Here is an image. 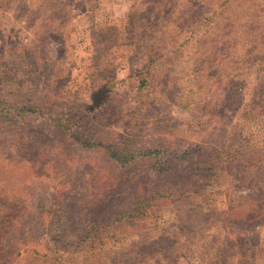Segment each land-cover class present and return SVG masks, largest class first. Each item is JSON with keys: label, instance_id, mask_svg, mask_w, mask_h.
Returning a JSON list of instances; mask_svg holds the SVG:
<instances>
[{"label": "rangeland", "instance_id": "374dc122", "mask_svg": "<svg viewBox=\"0 0 264 264\" xmlns=\"http://www.w3.org/2000/svg\"><path fill=\"white\" fill-rule=\"evenodd\" d=\"M105 26L115 28L108 45L97 30ZM157 36L173 61L156 62L149 101L136 115L137 71ZM92 63L103 70L92 74ZM0 71V94H16L6 102L59 99L63 125L78 114L80 128L110 140L135 135L156 148L166 140L213 158L245 140L251 158L264 147V0H0ZM106 76L116 80L109 101L91 112V83L97 93ZM181 88L191 89L187 107L175 103ZM41 109L0 123V264H170L177 223L195 231L209 217L233 235L255 228L252 261L264 264V184L237 190L235 170L218 167L219 183L175 186L191 170L183 164L172 175L139 169L123 180L100 154L62 144L49 127L59 111ZM137 181L162 198L128 218ZM244 211L258 216L245 222ZM188 237L175 235V251L203 254ZM180 263L190 264L183 256Z\"/></svg>", "mask_w": 264, "mask_h": 264}, {"label": "trees", "instance_id": "16d2710c", "mask_svg": "<svg viewBox=\"0 0 264 264\" xmlns=\"http://www.w3.org/2000/svg\"><path fill=\"white\" fill-rule=\"evenodd\" d=\"M72 18L73 16H70L66 19L65 24L67 25L69 20ZM88 29L89 31L94 32L91 25ZM97 30L105 37L107 45L110 44L112 37L114 36L113 34L115 32V28L113 26H105L103 28L99 27ZM90 37L93 45L95 39L92 34H90ZM163 40L164 39L161 37H154L153 44H151L148 48V51L154 52V54L147 61L142 70H139V72L137 71L138 81L136 86L137 90L135 92L136 115L139 114L136 109L139 107L142 108L149 101L150 95H148L147 90L152 84L150 74L152 68L156 65V62L162 60L164 56L168 57L165 58L168 62L173 61V49H169L168 51L166 49L163 50L162 47H166L165 44L162 45ZM60 43L63 47L64 41ZM157 49L160 53L155 54ZM63 51L66 52L67 50L63 48ZM166 52L168 53L166 54ZM103 68L104 65L98 66L94 63H92L90 67V69L93 70L92 74H97L98 70H103ZM0 74H2L1 71ZM187 76H189V72L187 73ZM2 79L3 78H0V82L3 81ZM104 83L105 84L101 85L100 90L98 88L99 92L97 93L95 92L96 89L94 90V82L91 83V87L93 86V88L91 89L92 94L90 96V103L88 104V109L91 112L104 110L109 101V96L112 93L116 80L114 77L106 76ZM35 86L36 84H33V87ZM188 86L189 84L186 80V87ZM181 90H183L182 96H180L175 103L179 106L187 107V104L190 103L189 98L191 97V89L187 88V90H185L184 88H181ZM9 96L14 97L16 94H0V123H3V125H8L11 121L16 123L14 118H20L26 113H35L36 111L42 110L41 108L46 109L47 112H51V114H54L55 111H59L55 113V116H53L54 118L51 120L52 123L49 124V127L51 128V132H55V134L60 137L62 144L75 142L84 150H91L100 154L105 162L115 168L120 176H122L123 180L127 174L133 173L139 169L153 172L157 177L165 176V174L172 175L177 167L183 164V166H191V170L188 171V174L183 175L179 180L174 179L173 183L175 186L182 185V187H184V184L194 182V184L196 183L198 184V187L202 188L207 185L209 186L219 183L218 181L220 179V175H216L214 172L218 167H222L227 170H235L232 178L236 180L234 187L237 190H258L260 185L264 184V177H262L264 173V147H254L256 149H254V153L252 154L253 158H251L249 155L250 151L246 150V147H248L246 146L248 142L245 144L246 140L241 141L242 143L239 142L236 144L238 149H234V147L223 149L220 147L218 150H215L217 156L213 158L211 155V159V156H205L206 151L200 147L176 149L172 147L170 143H167L166 140H163L157 144L159 148H156V146L153 147L135 143L133 140L135 135L127 137L126 135H119L115 133V136L112 140H110L108 136L103 135L102 132L100 134L97 132L91 134L86 132L85 129L80 128V115L78 114L73 116V120L70 118L66 119V124L63 125V112L61 110L62 108H59V106L63 107L64 103L59 99L53 100L47 98L48 100L42 102L37 100L32 101L31 98H29V100H20L15 98L12 102H6V99ZM72 109L73 111L75 110V108ZM91 115L92 116H89V118L93 121L98 118V116L93 113H91ZM80 117L82 118V116ZM69 124L71 127L67 126ZM86 133H89V135ZM135 133L137 134V132ZM115 140L117 142H114ZM243 147H245V152H241ZM220 153L222 154L221 157L219 156ZM142 177L144 180L148 178V174H143ZM192 177H195V179L192 180ZM145 182L141 183V181H137V184L133 186L136 193L134 196L133 194L130 196L133 201L135 200V204L133 203L131 207L124 208L128 209L126 210L127 213H130L128 218L134 216V214L139 215V213L144 215L147 211H151L150 209H155L157 205H159L162 195L159 192H156L154 188H150L152 186H146ZM184 193H188V191H185ZM243 203L244 202H240L237 206L242 207ZM213 212L216 214H223V212L216 211L215 209ZM243 214L242 219H244L245 222H251L258 216L249 215L246 211H244ZM203 224L204 225L199 227L198 230L194 231L192 228L193 230L187 232L183 225L177 223V226H175L176 232H172V242L174 244L172 250L173 255L169 261L170 264H181L180 256H183V258H185L190 264H254L252 261L251 251L257 246V233L255 228L249 229L248 232L239 231L237 234L233 235L228 233L223 228L215 229L214 227H216L218 222L210 221V217L206 219ZM178 234H186L187 236L191 235V238H185L184 241L190 247H196V249L197 247L201 248L203 254L197 255V253L193 252H191V254H187L188 252L184 253L179 246L177 249L178 251H181V254L175 251L176 249L174 247L177 245L175 235ZM216 235H218V237H216ZM197 236L203 244H197ZM190 250H192V248L189 250L187 249V251Z\"/></svg>", "mask_w": 264, "mask_h": 264}]
</instances>
